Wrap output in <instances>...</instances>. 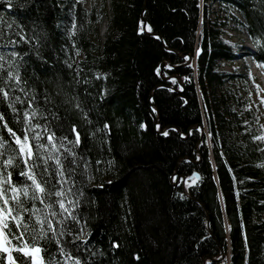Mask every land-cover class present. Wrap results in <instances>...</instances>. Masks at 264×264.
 <instances>
[{"label": "trees", "instance_id": "trees-1", "mask_svg": "<svg viewBox=\"0 0 264 264\" xmlns=\"http://www.w3.org/2000/svg\"><path fill=\"white\" fill-rule=\"evenodd\" d=\"M99 1L100 7L95 3L90 9L81 0L75 8L76 0H33L26 8L0 7L7 22L25 25V34L46 33L41 54L47 62L31 54L26 58L27 72L34 74L29 86L41 96L45 88L53 93L54 105L47 107L61 118L59 127L53 124L57 137L72 140V124L80 132L73 178L84 193L81 208L89 240L76 241L79 248L68 246V251L79 253L83 264H264V168L258 166L264 164V152L257 150L264 148V141L251 139L264 133L251 97L257 91L255 78L247 67L238 73L222 66L236 57V45L226 38L233 20L247 31L255 46L252 58L264 68L260 14L264 2L110 0L101 40L99 23L108 11L106 0ZM234 11L244 23L233 16ZM73 15L75 35L69 38ZM142 17L147 31L150 27L160 39L145 31ZM15 50L28 52L29 46ZM187 52H196L195 65L177 66L185 62L179 54ZM66 59L73 68L66 66ZM163 62L169 63L166 76L188 77L183 88L176 78V83L162 79ZM57 85L59 96L54 94ZM76 96L90 124L63 103ZM38 101L42 105V99ZM0 112L22 135L23 124L13 121L2 102ZM105 121L110 134L96 132ZM200 125L206 131L203 138ZM0 135L13 142L5 129L0 128ZM65 147L72 146L65 143ZM60 153L63 158L64 149ZM83 160L89 165L86 173ZM20 170L22 166L12 170L16 183L24 179L17 175ZM176 172L177 178L190 177L187 193L182 184L172 183ZM23 239L31 244L27 235ZM113 240L118 249L110 247ZM13 245L23 246L10 239L7 246ZM40 246L44 260L53 253L60 259L54 241H40ZM12 256L22 264L14 249ZM0 264H8L7 253L0 252Z\"/></svg>", "mask_w": 264, "mask_h": 264}, {"label": "snow or ice", "instance_id": "snow-or-ice-1", "mask_svg": "<svg viewBox=\"0 0 264 264\" xmlns=\"http://www.w3.org/2000/svg\"><path fill=\"white\" fill-rule=\"evenodd\" d=\"M32 2L33 0H3L0 7L26 8ZM79 3L80 0H76L73 8ZM260 14L264 16V10H261ZM35 29L36 24L33 22L31 31ZM75 29L76 17L73 15L71 28L68 30L69 38L75 35ZM148 31L151 32L150 27ZM156 38L160 39L159 36ZM46 40L47 35L43 31L35 35H27L25 25L15 20L9 23L4 19L3 13H0V102L6 104L16 124H23L22 135H17L16 131L9 127L5 113L0 112V128L5 129L8 137L13 141L9 143L0 135V252L7 253L8 264H17V260L12 256L13 249L21 254L22 264H29V262L30 264H62V262L63 264H83L80 254L73 255L68 251V246L78 249L79 245L76 241L89 240V233L86 231L87 221L84 219L81 208V205L86 203L83 200L84 193L77 187V181L73 178L76 175L75 166L78 165L75 147L81 143L80 132L77 130V125L72 124L71 133L74 137L72 140L64 135L57 137L53 131V124L59 127L58 122L61 118L47 107L49 104L54 105L53 93L45 88L41 96L35 88L29 86V79H32L34 74L27 72L26 58L31 54L46 63V59L41 54V48ZM20 45H28L29 51L15 50ZM9 47L12 48L10 52L2 50ZM73 47H75V41H73ZM76 51L78 53L79 49ZM199 52L198 48L197 54ZM187 59L188 57H185V60ZM64 63L69 69L73 68V64L67 59ZM96 78L100 79L101 74L97 73ZM172 79L173 83H176V79ZM184 79L187 80L188 77ZM101 93L103 95V89ZM54 94L57 96L62 94L59 85L56 86ZM38 97L42 99V105ZM73 100L75 103H72ZM63 103L80 112L85 123H91L88 112L82 107L78 96L72 97L71 100L65 99ZM261 103H264V98L261 99ZM25 104L26 107H24ZM17 105H20V108H17ZM152 111L155 112L156 109L153 108ZM244 123L247 124L248 121ZM140 127L144 128L145 125L141 124ZM110 131L107 121L102 128L96 129V132L106 134H110ZM163 134L168 135V132L165 131ZM90 135L95 134L90 133ZM211 135L210 132L209 136ZM251 139L264 141V133L252 136ZM65 143L72 147H65ZM61 148L65 153L63 158L60 153ZM257 150L264 152V148ZM68 157L71 159L69 160ZM49 161L52 163L50 164ZM96 163L99 164L100 161L97 160ZM21 166L22 170L18 171L17 175L24 179L21 183H16L12 179V170L21 169ZM258 166L264 168V164ZM88 167L87 160H83L84 173L87 172ZM29 204L30 207L27 206ZM13 228L17 231L13 232ZM25 235L30 238V245L23 239ZM65 236L70 239L62 242L61 238ZM10 239L20 240L23 246L8 247ZM40 241H54L60 259L58 260L53 253L49 254L48 260H44L41 253L45 250L40 246ZM84 247L86 248L87 245ZM110 247L118 249L120 245L118 241L113 240ZM90 255L94 256L96 253H90ZM99 255L103 256L104 253L99 252ZM136 259H139L138 254Z\"/></svg>", "mask_w": 264, "mask_h": 264}, {"label": "rangeland", "instance_id": "rangeland-1", "mask_svg": "<svg viewBox=\"0 0 264 264\" xmlns=\"http://www.w3.org/2000/svg\"><path fill=\"white\" fill-rule=\"evenodd\" d=\"M81 1L84 3L87 9L93 7L95 3L98 7L101 6V2L99 0L98 2H96L95 0H81ZM109 2L110 0H106L108 14L107 16H102V19L99 23V34L101 40H103L105 37L107 30V23L110 16ZM213 8L216 11L219 10V6L216 3L213 4ZM233 16L236 17L239 21L244 23V18L238 11H234ZM229 24L231 27H229L227 31L226 38L232 41L233 44L236 45L234 48V52L238 58L233 62L223 61L222 66L227 71H237L238 73H243L246 67L248 68L249 74L255 78L253 85L257 88L256 93H253L251 97L252 100L254 101L255 107L258 109L259 116L262 119V124L264 125V103H261V99L264 98V70L261 69L259 66L255 65L253 61L252 52L255 50V46L251 41L247 31L241 26H239L233 20L230 21ZM168 66L169 65L167 64L166 67ZM252 89L253 88H251V90ZM189 178L190 177H186L185 179L186 185H187V180ZM175 179L177 180V177H175ZM180 180H181L180 182H182L183 178L180 177Z\"/></svg>", "mask_w": 264, "mask_h": 264}, {"label": "water", "instance_id": "water-1", "mask_svg": "<svg viewBox=\"0 0 264 264\" xmlns=\"http://www.w3.org/2000/svg\"><path fill=\"white\" fill-rule=\"evenodd\" d=\"M145 7V6H144ZM142 21H143V25H144V29H145V31H147V22L145 21V19H143V17H142ZM147 32H149V31H147ZM150 34H152V35H154V36H159L158 34H155V33H153V32H149ZM160 37V36H159ZM161 40H162V38H161ZM182 58H185V57H188V59L187 60H185V62L184 63H182V64H180V65H177V66H184V65H189V64H191L192 62H193V60H194V58H195V55H196V52H187V53H183V54H179ZM167 64L169 65V63H167V62H163L162 64H161V66H160V71H161V77H162V79L163 80H165V81H170L172 78H176L177 80H178V82H179V85L183 88V86H184V79L183 78H181V77H179V76H176V75H171V76H166L165 75V72H164V69L166 68V66H167ZM174 89H176L177 91H181V90H179L178 88H174ZM200 127L202 128V138L205 136V130H204V127L202 126V125H200ZM168 128H170V127H168ZM177 176V172L173 175V177H172V183L174 184V185H179V184H182V186H183V189L185 190V192L187 193V190H186V184H185V179H186V177H182L183 178V181L182 182H180L181 180H180V177L179 178H177V180H175V177ZM226 257V255H225V253H224V251H222V257H221V259H224ZM214 261L216 260V259H213Z\"/></svg>", "mask_w": 264, "mask_h": 264}]
</instances>
